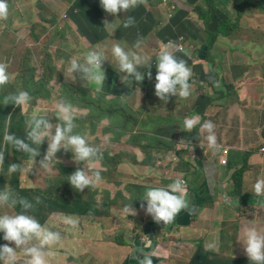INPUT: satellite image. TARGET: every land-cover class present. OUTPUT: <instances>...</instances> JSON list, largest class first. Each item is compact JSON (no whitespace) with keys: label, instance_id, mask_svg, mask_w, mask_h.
<instances>
[{"label":"rangeland","instance_id":"rangeland-1","mask_svg":"<svg viewBox=\"0 0 264 264\" xmlns=\"http://www.w3.org/2000/svg\"><path fill=\"white\" fill-rule=\"evenodd\" d=\"M174 1L187 6L186 15L190 14V10L197 9L198 13L206 19L216 0ZM202 1L207 3V8L200 10ZM262 1L264 2V0H232L230 7L218 6V14L207 23V26L204 24L203 30L208 31V38L213 33L219 32V40L211 42L207 41V38L201 39L202 45L206 43L208 52L204 58H201V53L198 55L200 59L195 56V51H200L198 45L183 40L187 48V56L195 63H201L203 78L201 81L197 75L198 83L191 81V95L183 99L185 106L182 107L176 106V96L169 105L155 95L157 74L155 71L152 72L151 79L145 78L143 82L138 83L134 77L123 79L126 73L117 71L116 61L110 64L105 60L103 69L106 73V80L101 85L87 83L81 79V73L72 74L69 71L72 58L83 62L86 53L97 46L103 49L108 57L109 52L105 50L106 47L121 41L115 36L116 30L111 31L110 28L106 29L108 36L102 41L91 37V28L95 30L94 18L99 8H102L100 0H10L11 8L8 15L10 19L0 23V63L6 64L8 72L14 75L9 82L13 83L14 88L23 91L19 88L20 82L32 78L39 80L44 72L51 76L48 83L51 90L50 97L33 98V102H30L33 109L28 108V105L23 110L21 109L23 114H27L26 122L36 115L47 116L53 125L59 123L55 116L56 106L59 101L66 100L62 97L59 76L70 84L71 90L97 100V106L79 102L74 98L66 101L70 102L74 108L76 125L74 133L84 136L90 145L99 148L103 154L102 159L97 160L92 169V172H100L102 180L95 188L89 189V191L95 190L91 196H86L85 191L78 192L74 188L70 190L63 164L58 167L61 179L60 184L56 185L57 190L64 188L70 190L67 194H61L56 198H61L63 201H76L78 212L79 208L84 210L85 207H89L90 214L86 215L83 230L74 231L73 227L64 224L65 216L59 211L58 213L42 208L39 215L36 214L35 205L31 202L33 208L28 214L37 220L40 216H46L42 225L61 232L63 237L59 243L49 247L50 254L46 257L47 264H130L129 258H137L140 255L139 249L133 243V236L136 231H143L144 219H148L142 207V205L146 207L147 202L142 200L143 198H131L133 188L130 185L147 184L165 187L175 179L185 176L184 169L190 165H187L184 159L189 160L194 154H202L206 150L213 154L215 160L218 153L226 151V146L221 147L219 152L213 151L208 148L207 142L202 137H197L198 142L187 144V148L182 147L171 161L167 154H163L158 155L161 162L142 163L144 152L138 145V135L142 132H163L172 127L181 129L186 117L199 116L202 121L205 109L201 111L193 105V101L200 93L199 90L208 94L209 103L213 102L212 97L221 100L232 97L233 103H228L223 107L210 104L206 115L229 116L234 112L235 116L239 115L240 128L243 129V148L255 157V163H250V166L247 164L245 173L252 167L254 178L261 175L262 168H264V153L260 151V146L264 141L262 128L264 111L249 104L247 108L241 109L242 104L238 101L241 95H244L246 100L248 87L253 84H257L258 92H264V3ZM155 2L159 0H145L136 8L128 10V14L132 12L129 16L134 15L136 21L131 28L137 30L140 26L138 21L152 22L154 20L150 14L151 10L158 16V20H155L156 28L140 40L141 48H135L132 42L135 36L133 34L122 40L126 42L131 51L140 52L147 59L152 58L163 44H167L161 39L158 31L170 22V17L160 7H155ZM73 6L77 7V13L72 14L71 18ZM231 10L234 12L232 17H230ZM172 12L178 13V8ZM224 17L229 18L226 22H219ZM194 18L196 16H191L187 21L198 30ZM82 22L85 26H81ZM141 34L139 31L140 37ZM178 59H184L193 73L195 64L191 65L183 55H179ZM206 80L208 84L205 83ZM105 87L119 94L98 95ZM239 87L243 92H240ZM85 88L91 91L85 93ZM237 104L239 107L235 108ZM38 108H42L43 112H38ZM176 108L178 110L183 108L181 115L168 112ZM90 113L95 116L90 117ZM6 123L10 125L9 118ZM26 128L27 123L24 129L19 131L21 135L12 134H17L20 139L28 142ZM32 146L35 147V145ZM47 146L46 138L40 146L41 154L36 157L35 162L22 152L24 158L21 160L24 161V171L23 173L16 172L20 183L14 187L16 189L25 186L34 187L39 190L35 198L38 195L51 198L54 195L53 182L59 177L58 172L52 171L51 165L47 170L40 166L39 161L45 155ZM169 161L170 164L167 165ZM80 165L84 168L83 162H80ZM195 167L198 168V166ZM230 171L234 169L231 167ZM13 174H9L7 170V180H10ZM127 184L129 185L126 186ZM8 185L9 183L5 184V186ZM228 187L234 189L235 181L231 179ZM144 192L145 190L141 193ZM241 200L245 202L246 198L242 196ZM58 204L55 202L54 205ZM125 205H133L137 214L132 216L124 213ZM21 211H23L22 208L16 209L6 205L0 207V215ZM150 220L153 226V236L149 238L147 244H144V249L145 254L152 256L153 264H241L238 253L231 256L212 255L210 256L212 260L195 255L198 248L192 247L195 237L188 227L186 233L180 229L173 234V237H165L164 244H159L162 229L168 230V228L162 222L156 223L151 216ZM138 238L143 242L141 237ZM187 239L189 242L187 248L178 246V244H184ZM9 246L15 247L14 243ZM209 251L211 253L216 250L209 249ZM25 259L24 253L18 250L17 264H23Z\"/></svg>","mask_w":264,"mask_h":264},{"label":"clouds","instance_id":"clouds-1","mask_svg":"<svg viewBox=\"0 0 264 264\" xmlns=\"http://www.w3.org/2000/svg\"><path fill=\"white\" fill-rule=\"evenodd\" d=\"M144 2L145 0H100L103 10L117 17L121 11L127 12ZM8 3L10 4V0H0V20L7 19L9 15ZM114 24L105 20L104 28L107 29ZM132 24L133 19L129 16L124 27H130ZM141 43L138 40L135 48L140 49ZM165 43L167 44L162 45L159 54L156 56L155 95L165 104L169 105L173 101L171 96L179 97L180 99H175V104L176 106H182L183 99H187L191 95L192 84L190 81L192 80L193 73L191 68L188 67L187 62L184 59H178L172 51L173 48L180 50V46L174 45L171 41H165ZM111 52L117 62L115 66L117 71L119 73H126L123 79L134 77L136 82L144 81L145 73L138 71V68L147 65L145 68L150 69L152 66L151 62L144 55L137 51L126 50L119 44H114ZM105 60H108L105 51L97 46L96 49L86 53L83 62L72 58L69 71L72 74L76 72L81 73V79L87 83L101 85L106 80V73L103 69ZM147 76L151 79V71H148ZM13 78L14 75L8 72L7 65L0 63V89ZM138 91L141 93L140 89ZM32 99L33 97L28 91H19L18 93L6 96L4 98V105L14 104L23 110L26 105L33 102ZM55 116L59 120V123L55 125L47 119V116L33 115L30 117L26 122L27 128L25 130L28 142L10 133L6 123L3 136L5 144H8L14 151L26 153L29 159L35 162L36 157L41 154L39 150L40 146L47 138L48 146L46 153L39 161L41 168L49 169L52 161L56 160V154L61 149L71 151L73 153V160L77 163L83 162L84 168H77L74 173L68 176L69 183L78 192H84L86 188H95L102 180V176L99 171H94L91 175L89 172L92 171L97 160L102 159L103 154L99 148L90 145L84 136L74 133L76 126L74 122V108L70 102L66 100L59 101L56 106ZM8 118L10 122L11 116ZM198 125L199 134L206 133L203 140L207 141L208 148L219 152L221 145L218 144L215 124L211 120H205L201 123L199 116L186 117L183 121L182 131L191 133ZM32 145H35V147ZM177 145L180 148L188 147L187 144L183 143V140ZM5 151H7L6 148L0 147V167L5 163ZM23 171L24 164L12 163L8 166L9 174L16 172L23 173ZM185 180L177 178L172 183H169L167 187H150L146 189L142 200L146 201L147 204L146 207L144 205L142 207L146 208V214L149 217L151 216L156 223L163 222L162 224L167 226L174 222L176 216L181 211L190 212L192 208L187 199ZM253 192L256 196H264V178L256 180ZM36 202H40L38 197L36 198ZM17 204L21 206L23 211L0 215V264H17L18 250L22 251L26 257L23 264H47L46 257L50 254L48 249L51 245L57 244L62 240V234L59 231L45 227L34 216L28 214L33 208V204L28 199L16 198L7 187L3 191H0V206L7 205L14 208ZM123 212L132 216L137 214L133 205H125ZM63 216H65L63 218L64 224L73 227L74 231L80 232L83 230V220L86 219V216L76 213H72L70 217ZM2 235L3 239L1 238ZM237 239L242 245L239 248H233L229 256L238 253L241 264H264L263 223L253 226H250L248 223L243 225ZM6 242H9V244L14 243L15 247L9 246ZM214 247V244H208L205 248H197H203L208 251V257L211 259L210 256L215 251L210 253L209 249ZM137 248L139 249V247ZM139 264H153L152 256L145 254L140 259Z\"/></svg>","mask_w":264,"mask_h":264},{"label":"crops","instance_id":"crops-1","mask_svg":"<svg viewBox=\"0 0 264 264\" xmlns=\"http://www.w3.org/2000/svg\"><path fill=\"white\" fill-rule=\"evenodd\" d=\"M217 2L230 7L232 0H216L214 4ZM154 6L160 7V9H162V11L165 14L167 13L170 17L169 25L163 31V35L166 37L165 41H171L174 45L181 44L184 47V50H176L173 48L172 51L177 58L179 55H183L191 65H196L193 69L194 74L191 81L198 83L196 79L197 75H199L198 78L202 81L203 71L201 63H195L187 56V48L183 44V40L190 41L193 45H198L200 47L199 50L201 51L203 46L201 39L207 38V35L202 32L204 29V23L198 18L197 9L190 10V14L186 15L185 10H187V6L174 0H159V2L154 3ZM206 7L207 3L202 1V3H200V8ZM175 8H178V13L172 12V10ZM74 13H77V8H74ZM129 14H132V12L130 11ZM129 14L128 11H121L117 17L106 13L103 8H99L98 14L95 17L97 19V26L100 27L106 34V36H102L101 38L97 39L98 41H102L108 36L107 30L104 28L105 20H107L109 23H115L109 28L111 31L116 30L115 36L121 40L113 43L111 46H107V49H105L107 52H109L107 57L108 60L106 61L110 64L111 62L115 61L111 52L114 44H119L126 50H130L126 42L122 41L124 37H129L130 34L135 35L132 40L133 44L135 45L138 40H141L143 37H147L150 31L156 28L155 24H157L156 21L158 20V16L152 10L150 11V14L154 18L152 22L138 21L140 26L137 30L131 28L136 23L134 15H131L133 24L130 27L125 28L124 24L127 21ZM125 16L126 18L124 19ZM191 16H196L194 19L197 23L198 30L188 23L187 19ZM139 31L142 33L141 37L138 35ZM161 48L154 54L152 58L147 59L152 65L150 69L145 68L147 65L140 66L138 68V71L145 73V78H148V71H151V73L153 71L157 72L156 56L159 54ZM94 49L96 48H92L90 50ZM200 51H195V56L199 59L200 57L198 55L200 54ZM197 89L199 90V88ZM199 92L200 93L193 101V105L194 107L201 109V111L208 108L210 104L223 107L228 103H233V100H230V102L219 100V103L212 104L208 102V94L204 93L203 91L201 92L200 90ZM247 95L249 96L247 97ZM171 97L174 98L175 96ZM246 98L247 100L244 99L242 102L238 101V103L242 104L240 105L241 109L247 108V104L252 107H254L252 104H255L256 106L254 108L263 109L261 106L259 92L257 90V84H253V86L248 87ZM175 99L180 98L175 97ZM184 106V102H182V107ZM28 108L33 109V106L29 103ZM182 110L183 108L181 110L176 108L168 112L175 115H181ZM20 111L22 113L21 108ZM38 112L42 113L43 109L38 108ZM23 115L27 118V114ZM239 119V115L235 116V112L233 115L220 116L218 125H215V133L219 145H221V147L226 146L227 148L226 151L218 153L215 160L213 159V154L207 152L206 150L202 154H194V156L190 157L189 160L184 159V162L190 166L184 169L185 176L182 177V179H186L185 187L187 189V199L189 200L192 209L190 212L186 211L185 214L179 220H177V227H171L167 231L162 230V233L170 234V232L175 233L182 229L186 233V229L188 227V230H190L191 234L195 237V242L193 243L192 247L194 249L197 247L205 248V246L208 244H214L215 247L210 249L216 250L215 253L212 254L216 256H229L232 253L233 248L241 247L242 243L238 241L237 237L240 235V229L243 225L247 223L250 224V226L258 225L260 223L264 224V203L261 202V199L257 198L253 205H248V198L247 201L243 202L240 199V196L235 193V188L231 189L228 187L230 180L232 179V181H234L233 175L238 169L245 168L246 171V168L248 167L247 164L250 166V163H255V157L250 155L243 148V129L240 128ZM188 142L191 144L198 141L197 139L191 138L190 141H185V143L189 144ZM263 146L264 141L260 146V151L264 153V151L261 150V147ZM143 152L144 155L142 158V163H144L143 159L145 156V151L143 150ZM195 166H198V168ZM177 167L179 168L178 164ZM231 167L235 172L230 171ZM249 171L246 173L244 172V178L241 182L247 184L251 181L252 177H254L252 167H250ZM258 178H264V168H262L261 175ZM165 186L167 187V185ZM84 224L85 219L83 220V228ZM178 246H183L182 248L184 249L187 248L189 246L188 239L184 242V244H178ZM142 257L143 256L140 255L138 260L140 261Z\"/></svg>","mask_w":264,"mask_h":264},{"label":"trees","instance_id":"trees-1","mask_svg":"<svg viewBox=\"0 0 264 264\" xmlns=\"http://www.w3.org/2000/svg\"><path fill=\"white\" fill-rule=\"evenodd\" d=\"M262 3H264L262 1ZM9 4V3H8ZM222 5L226 6L225 4H220L217 3L213 5L212 9L209 12V16L205 19L203 18L197 10L198 13V17L204 22V24L207 26V23L213 19V17H215L218 14V6L221 7ZM11 8V5L9 4V9ZM74 8H77L76 6H73V11L71 12V16L74 13ZM207 8V7H206ZM206 8H200L201 9H206ZM234 14V12L231 10V15L230 17H232ZM229 17H224L222 19L219 20V22H226L228 20ZM10 18L7 17V19L5 20H0V23H2L3 21L9 20ZM93 25L95 27V30H93L91 28V37L93 39H99L102 36H106L105 32L97 26V19L94 18V22ZM169 24H167L165 27H163L162 29H160L158 31V34L161 36L162 40H166L165 35H163V31L164 29L168 26ZM81 26H85L84 22L81 23ZM203 33H205L207 35V30H203ZM218 33L216 34L213 33L211 35V37L208 38L207 36V41H211V42H215L217 40H219L218 38ZM206 41V42H207ZM201 58H204L207 56L208 52H207V46L206 43L203 44L202 48H201ZM243 73V72H242ZM241 73V74H242ZM50 75L47 72H44L41 76V78L39 80H35L34 78L32 79H28L25 80L23 82L19 83V88L20 90L23 89V91H28L30 93V95L33 98L36 97H45L47 96L50 97V93L51 90L48 87V83L50 80ZM208 78V77H207ZM59 80L61 83V93H62V97L66 100H70L72 98H74L75 100L79 101V102H83V103H89L92 104V106H97V100L94 98H88L87 95L85 94H78L76 91H73L69 88V83L65 82L61 76H59ZM206 84H208V81H205ZM243 86V85H242ZM69 88V90L67 92H65V90H67ZM92 88V87H90ZM95 90H98L97 88H93ZM117 89H121V88H117ZM240 89V87H239ZM91 90L86 89L85 88V93L86 92H90ZM19 90L18 88H14L13 83H8L7 85H5L2 89H0V147H4L6 148L7 151H5V163L3 164L2 167H0V191H3L6 187L7 189L16 197V198H26L28 199L30 202H33L35 205V213L39 215V212L42 208L46 209L47 211H56V212H61V215H66L68 217L71 216L72 213H76L79 215H88L90 214V209L89 207H85L84 210L79 208V212L76 210V201L71 200V201H63L61 200V198H56L59 197L61 194H67L68 191L73 190V187L71 186V184L68 181V176H70L72 173H74L77 168H81L80 163H77L73 160V153L71 151H65L64 149H61L57 154H56V160H53L51 163V169L53 172H58V178L54 180L53 185H54V195L51 198H45V196H41L38 195L37 197L39 198L40 202L37 203L36 202V198L35 195H37V192L39 190L35 189L32 186H25V187H20L18 189H16L14 186L19 182V177L16 173H14L12 175V177L10 178V180H7L6 178V172L8 170V166L11 165L12 163H16V164H24V161L21 160V158H24V154L21 151H14L12 150L9 145L5 144L4 140H3V136H4V132H5V126H6V120L8 119L9 116H11L10 119V125H7L8 127V131L10 133H17L19 134V131H21L22 129H24L25 127V123H26V117L21 113L20 108L17 107L14 104H8V105H4V98L6 96L18 93ZM113 92V93H112ZM240 92L241 91L240 89ZM111 94H115L118 95L119 93L116 91H112L111 88L109 87H105L103 90H100V93H98V95L100 96H105V95H111ZM211 94V93H210ZM245 94V93H244ZM249 95H247L248 97ZM259 96L261 99V106L263 107V111H264V92L260 93L259 92ZM213 102L212 104H216L219 103V100L221 99H216L214 97H212ZM245 96L241 95L239 98V101H244ZM230 100H232V97H229L227 99L224 100V102H229ZM247 100V98H246ZM254 107L256 106L255 104H252ZM237 107H239V104L235 105ZM208 108H206L203 111V119L201 121V123H203L205 120H211L215 125H218L219 123V119H220V115H211L208 116L206 115V111ZM90 117H94L95 115L93 113L89 114ZM264 118V116H263ZM93 124V123H92ZM263 125V133H264V124ZM215 132H216V127H215ZM16 134V136L18 137V135ZM197 137H204V133L199 134V125L197 126V128L195 130H193L191 133L182 131L181 129H177L175 127L172 128H168L166 130H163V132H157V131H153V132H142L141 135H138V145L145 151V156L143 159L144 163H153L155 164L156 162H161V158L158 157V155L162 156L163 154H167L169 157V160L171 161L173 159V157L175 156V154L177 153L178 150H180L181 148L177 145L178 142H180L181 140H183V143H185V141H190L191 138L197 139ZM219 139V137H218ZM190 144V142H188ZM187 144V143H185ZM185 150V149H184ZM170 161L167 163V165L170 164ZM64 164L65 168H64V172L67 174V185L69 186L70 190L68 189H60L57 190L56 185L60 184V179H61V172L58 171V167H61ZM178 169V167H177ZM245 172V168H241L238 169L234 175V181H235V193L237 195L240 196V199L242 196H244L246 198L245 201H247L248 205H253L256 202L257 198L261 199V202L264 203V196H256L253 192V186L256 182V178L252 177L251 181L249 183H243L241 182V178L242 175ZM89 174H92V171L89 172ZM6 183H9L8 186H5ZM129 184H127L126 186H128ZM133 188V191L130 194L131 198H143L144 193H141L143 190L146 191L147 188L150 187H164L161 185H130ZM85 194L86 196H91V194L95 191H89L88 188H86L85 190ZM55 202H58L59 204L57 206H55ZM7 206V205H6ZM145 206V205H144ZM2 207V206H0ZM14 208L18 209L21 208V206L19 204H17ZM58 212V213H59ZM46 220V216H40V218L38 219V221L43 224ZM176 222V224H175ZM171 227H177V220L175 218L174 222L170 225H167V228H171ZM165 237H173V232H170V234H167ZM164 237V238H165ZM1 238L3 239V235L1 236ZM195 255L200 256L202 258H207L210 259L208 257V251H206L203 248L198 249L195 252ZM132 259V258H131ZM130 260V258H129ZM128 260V261H129ZM211 260V259H210ZM208 264V263H207Z\"/></svg>","mask_w":264,"mask_h":264},{"label":"flooded vegetation","instance_id":"flooded-vegetation-1","mask_svg":"<svg viewBox=\"0 0 264 264\" xmlns=\"http://www.w3.org/2000/svg\"><path fill=\"white\" fill-rule=\"evenodd\" d=\"M244 178V174L242 175V178L241 180ZM186 211H181L177 216H176V220H179L184 214H185ZM152 224H151V220H150V217L148 219H144V227H143V232L145 233H148L150 235V238L153 236V232H152ZM174 234V233H173ZM138 237H141V235H135L133 236L134 240H133V243L136 244V247H139V244L144 246V244H147L146 241L143 240V242L138 238ZM165 240V238H164ZM163 240V241H164ZM140 242V243H139ZM159 244H164L163 242H159ZM130 262V264H139L140 261L138 260V258H130V260L128 261Z\"/></svg>","mask_w":264,"mask_h":264},{"label":"built area","instance_id":"built-area-1","mask_svg":"<svg viewBox=\"0 0 264 264\" xmlns=\"http://www.w3.org/2000/svg\"><path fill=\"white\" fill-rule=\"evenodd\" d=\"M178 45L180 46V50H184V47L181 44H178ZM261 150L264 151V146L261 147ZM185 182H186V180H185ZM143 210H144V213H145L146 217L148 218L149 215L146 214V208H143ZM135 235H141L142 240L146 241L147 243L149 242L150 235L148 233H145L143 231H141V232L136 231Z\"/></svg>","mask_w":264,"mask_h":264},{"label":"water","instance_id":"water-1","mask_svg":"<svg viewBox=\"0 0 264 264\" xmlns=\"http://www.w3.org/2000/svg\"><path fill=\"white\" fill-rule=\"evenodd\" d=\"M185 186H186V183H185ZM163 223V222H162ZM163 226V225H162ZM164 226H166V225H164ZM167 227V226H166ZM163 230V229H162ZM168 230H169V228H168ZM164 231H167V230H164ZM152 232H153V227H152ZM162 234H164L165 236L168 234V233H161V237H160V239H159V241H158V243L159 242H165V240H164V237L165 236H163ZM164 240V241H163ZM140 243V242H139ZM135 244V243H134ZM136 245V244H135ZM139 252H140V255H142V256H144L145 255V249H144V246H142V245H140L139 244ZM129 260V259H128Z\"/></svg>","mask_w":264,"mask_h":264}]
</instances>
